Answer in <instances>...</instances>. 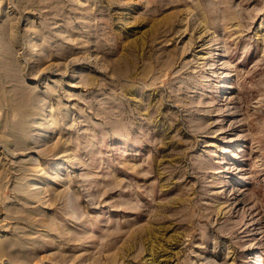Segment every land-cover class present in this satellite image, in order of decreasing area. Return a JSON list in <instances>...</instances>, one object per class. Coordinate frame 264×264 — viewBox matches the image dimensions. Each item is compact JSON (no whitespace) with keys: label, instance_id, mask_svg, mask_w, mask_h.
I'll return each instance as SVG.
<instances>
[{"label":"rangeland","instance_id":"374dc122","mask_svg":"<svg viewBox=\"0 0 264 264\" xmlns=\"http://www.w3.org/2000/svg\"><path fill=\"white\" fill-rule=\"evenodd\" d=\"M0 264H264V0H0Z\"/></svg>","mask_w":264,"mask_h":264}]
</instances>
